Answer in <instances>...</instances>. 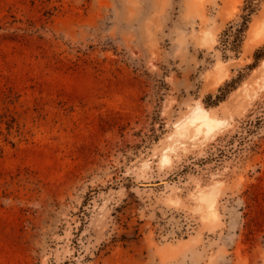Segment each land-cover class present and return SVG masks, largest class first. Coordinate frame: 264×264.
I'll return each instance as SVG.
<instances>
[{"label": "rangeland", "instance_id": "1", "mask_svg": "<svg viewBox=\"0 0 264 264\" xmlns=\"http://www.w3.org/2000/svg\"><path fill=\"white\" fill-rule=\"evenodd\" d=\"M0 264H264V0H0Z\"/></svg>", "mask_w": 264, "mask_h": 264}, {"label": "bare ground", "instance_id": "2", "mask_svg": "<svg viewBox=\"0 0 264 264\" xmlns=\"http://www.w3.org/2000/svg\"><path fill=\"white\" fill-rule=\"evenodd\" d=\"M192 120L194 123L198 122V124L200 123L201 126H205L208 129L215 127V119L206 109H200L198 110V112L196 111V113H194V116L192 117Z\"/></svg>", "mask_w": 264, "mask_h": 264}, {"label": "trees", "instance_id": "3", "mask_svg": "<svg viewBox=\"0 0 264 264\" xmlns=\"http://www.w3.org/2000/svg\"><path fill=\"white\" fill-rule=\"evenodd\" d=\"M241 31H242V30H239V32H238V33L240 34V32H241ZM237 39H238V38H237Z\"/></svg>", "mask_w": 264, "mask_h": 264}]
</instances>
